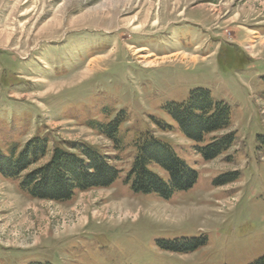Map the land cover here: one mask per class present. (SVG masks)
Returning a JSON list of instances; mask_svg holds the SVG:
<instances>
[{"label":"rangeland","instance_id":"374dc122","mask_svg":"<svg viewBox=\"0 0 264 264\" xmlns=\"http://www.w3.org/2000/svg\"><path fill=\"white\" fill-rule=\"evenodd\" d=\"M263 78L264 0H0V151L50 140L23 178L56 145L74 143L120 170L110 187L68 202L33 197L0 174V264H250L264 256ZM195 87L231 107V124L199 144L233 134L210 160L165 106L186 102ZM118 117L115 141L102 127ZM146 132L197 171L192 188L165 199L126 183L134 140ZM197 239L205 243L193 251L162 247Z\"/></svg>","mask_w":264,"mask_h":264},{"label":"trees","instance_id":"16d2710c","mask_svg":"<svg viewBox=\"0 0 264 264\" xmlns=\"http://www.w3.org/2000/svg\"><path fill=\"white\" fill-rule=\"evenodd\" d=\"M165 106L181 132L197 142L195 147L206 160L229 148L233 134L223 139L213 138L207 145H199L204 143L209 133L223 130L232 122L230 105L215 98L211 90L195 87L186 102L172 101ZM121 120L118 117L117 122H111L100 129L116 141ZM159 125L165 128L166 124L162 122ZM258 141L259 148L264 152V135H259ZM49 142L47 137L38 136L26 142L21 150L11 147L7 154L0 151V174L7 179L20 181L21 189L33 197L60 202H68L77 191L110 187L118 179L119 168L109 162L108 156L86 143H74L67 148L56 145L46 163L26 174L24 178L21 177L29 165L39 162L49 154ZM134 146L138 149V155L125 180L133 191L143 194L155 192L168 199L175 192L190 189L196 184L199 178L197 171L180 158L167 142L146 132L134 140ZM154 164L165 169L169 178L159 175L152 168ZM204 243L205 239L183 245L180 242L163 241L162 247L187 252ZM27 264L51 263L31 261ZM250 264H264V257L257 258Z\"/></svg>","mask_w":264,"mask_h":264},{"label":"bare ground","instance_id":"6f19581e","mask_svg":"<svg viewBox=\"0 0 264 264\" xmlns=\"http://www.w3.org/2000/svg\"><path fill=\"white\" fill-rule=\"evenodd\" d=\"M140 49V48H139ZM123 206V205H122ZM122 208V207H121ZM127 209V208H126ZM123 210V209H122ZM131 210V209H130ZM128 211V210H127ZM131 212V211H130ZM181 217V216H180Z\"/></svg>","mask_w":264,"mask_h":264}]
</instances>
